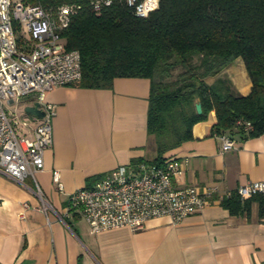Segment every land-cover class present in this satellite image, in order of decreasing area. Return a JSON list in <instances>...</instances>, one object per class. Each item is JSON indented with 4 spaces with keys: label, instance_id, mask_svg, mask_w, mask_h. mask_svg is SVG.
<instances>
[{
    "label": "crops",
    "instance_id": "0c3cea01",
    "mask_svg": "<svg viewBox=\"0 0 264 264\" xmlns=\"http://www.w3.org/2000/svg\"><path fill=\"white\" fill-rule=\"evenodd\" d=\"M218 77L227 79L234 93L250 92L241 58ZM149 91L148 79L116 78L111 89L60 86L47 93L55 114L44 169L22 183L0 171V264H264V219L257 201L241 215L219 205L228 192L264 180V134L247 139L231 134L236 149L222 151L219 135L211 133L213 111L193 126V139L165 154L181 165L173 186L209 187L213 204L179 224L160 217L137 231L124 227L94 234L77 210L66 213L76 190L117 166L154 159L146 132ZM23 118L29 122L20 131L14 123L16 133L30 138L39 120ZM53 170L62 191L52 181Z\"/></svg>",
    "mask_w": 264,
    "mask_h": 264
},
{
    "label": "trees",
    "instance_id": "16d2710c",
    "mask_svg": "<svg viewBox=\"0 0 264 264\" xmlns=\"http://www.w3.org/2000/svg\"><path fill=\"white\" fill-rule=\"evenodd\" d=\"M23 1L75 7L68 27L58 33L65 50L80 55L81 77L72 87L111 89L116 78L150 81L146 132L154 145L152 162L193 139V126L212 111L213 134L231 139L234 133L241 139L264 134V0H159L144 18L122 0H111L99 14L89 0ZM236 58L242 59L251 83L245 96L218 77ZM238 120L249 122L251 129L245 131ZM252 201L264 219L260 194L241 199L234 190L219 205L241 215L248 214Z\"/></svg>",
    "mask_w": 264,
    "mask_h": 264
},
{
    "label": "built area",
    "instance_id": "2783aa9c",
    "mask_svg": "<svg viewBox=\"0 0 264 264\" xmlns=\"http://www.w3.org/2000/svg\"><path fill=\"white\" fill-rule=\"evenodd\" d=\"M99 14L111 0H89ZM137 17H147L158 8L159 0H122ZM75 12L72 5L45 8L40 3L23 0H0V171L22 183L44 169V152L52 145L54 107L47 93L55 87L71 86L81 77L80 55L65 50L58 33L67 28ZM31 98L43 116L30 138L16 133L4 104ZM245 131L247 121H236ZM222 151L234 150L235 141L219 135ZM180 162L164 156L159 163L142 161L117 166L98 177L90 186L69 196L66 213L77 210L91 233L129 228L137 231L154 218L167 217L179 224L186 217L213 204L212 189L189 186L175 188L172 180L181 173ZM52 181L63 190L58 170ZM241 199L254 194L264 196V180L236 189Z\"/></svg>",
    "mask_w": 264,
    "mask_h": 264
},
{
    "label": "rangeland",
    "instance_id": "374dc122",
    "mask_svg": "<svg viewBox=\"0 0 264 264\" xmlns=\"http://www.w3.org/2000/svg\"><path fill=\"white\" fill-rule=\"evenodd\" d=\"M27 106L28 104L26 103L25 100H21L19 102H13L10 104H4V110L6 114L9 116L10 120L16 124H18L19 122L18 126H16L17 128L19 127L18 128L19 131L22 129V127L24 128L26 126L27 124L26 122H29L28 119L23 118L24 115L30 116V114L24 113V109ZM21 121H23L22 124Z\"/></svg>",
    "mask_w": 264,
    "mask_h": 264
},
{
    "label": "water",
    "instance_id": "95a60500",
    "mask_svg": "<svg viewBox=\"0 0 264 264\" xmlns=\"http://www.w3.org/2000/svg\"><path fill=\"white\" fill-rule=\"evenodd\" d=\"M195 109H196V113L197 114H200L201 113V106H200V104H196ZM24 113L30 114V116L35 117V118H41L43 116V113L39 109V105L37 103H35L32 106L25 107Z\"/></svg>",
    "mask_w": 264,
    "mask_h": 264
}]
</instances>
